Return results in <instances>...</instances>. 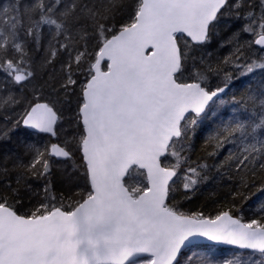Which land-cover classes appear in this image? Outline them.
Wrapping results in <instances>:
<instances>
[{
    "label": "snow or ice",
    "instance_id": "snow-or-ice-1",
    "mask_svg": "<svg viewBox=\"0 0 264 264\" xmlns=\"http://www.w3.org/2000/svg\"><path fill=\"white\" fill-rule=\"evenodd\" d=\"M125 8L127 22L117 28L115 13ZM225 19L235 30L221 47L231 50L213 63L198 50ZM254 48L264 53V0H7L0 6V74L26 94L0 97L7 128L0 143L25 131L30 159L16 158L20 180L46 178L53 163L68 167L67 187L49 197L55 186L46 180L47 202L28 211L18 203L19 186L0 191V264H193L194 256L203 257L199 264H264V203L245 222L232 214L241 211L235 205L208 214L184 210L173 187L181 173L186 196L197 185L191 177L200 166L188 155L196 125L217 117L210 105L234 72L264 70ZM61 105L71 120H63ZM73 121L75 129L62 135ZM249 127L260 129V138L234 157L229 137L243 126L209 134L218 141L209 158L227 151L238 174L250 166L242 187L253 183L257 166L264 171V114ZM97 229L81 251V231ZM203 239L238 251L217 260L197 251Z\"/></svg>",
    "mask_w": 264,
    "mask_h": 264
},
{
    "label": "trees",
    "instance_id": "trees-1",
    "mask_svg": "<svg viewBox=\"0 0 264 264\" xmlns=\"http://www.w3.org/2000/svg\"><path fill=\"white\" fill-rule=\"evenodd\" d=\"M7 0H0L2 6ZM132 0H123V3L130 4ZM128 9L117 11L115 13V26L119 28L123 23L127 22ZM231 19L222 21L214 30V35L211 44L205 48L199 49L198 54L204 55L206 59H210L215 63L218 59L228 55L231 50L229 47H221L222 43H226L231 32L235 30ZM247 35L243 39H249ZM256 55H261L257 48L253 49ZM39 57L40 53L35 54ZM59 67V66H57ZM229 73L234 70L231 67L225 69ZM43 70H41V74ZM234 80L231 82L227 92L221 96L215 103L211 104L210 110L218 113L216 118L211 114L204 117L203 123L196 125L197 135L192 139L191 146L188 152L191 160L189 164L197 167V172L191 178L197 180V185L194 190L189 192L187 196L182 190L181 197H174L176 201L182 202L181 207L184 210L199 211L203 210L205 214L214 213L216 209L221 206L235 205L240 212L232 213L234 216H242L244 221L250 218H257L256 212L261 203H264V194L261 189H264V171L259 167L256 168L255 180L247 187H242L239 183L240 176L248 170L245 167L239 171L234 164H231L232 157L239 155L244 147L254 143L260 138V129L256 133L252 132V128L259 123L260 117L264 114V70L256 69L253 73L247 76H241L240 72H234ZM44 79L50 81V77L45 76ZM216 79L211 80L213 87L218 83ZM28 93H31V87L28 88ZM9 92L15 93L18 97H23L26 93L24 89H14L10 83L4 81V77L0 74V97H6ZM39 94V93H38ZM45 100L48 99V90L43 92ZM55 99V97H52ZM29 99L31 96L29 95ZM76 105V98H72L71 108L74 110ZM63 109V120L69 121L72 119L73 112L68 110V106L61 105ZM16 112H22V109L17 107ZM227 117V119H223ZM223 121V122H221ZM225 125L230 128H237L238 125L243 126L232 133L229 137V144L232 145V157L227 151L219 155V159L209 158V154L218 152V141L215 138H209V134L215 137L217 130L223 129ZM10 127V126H9ZM0 129L5 128V122L0 120ZM75 129V122L71 124L65 122L61 129V134L65 132L71 133ZM227 136V133H225ZM225 136H221L223 141ZM247 136L248 139H244ZM28 137L25 131H17L6 142L0 143V191H4L9 185L12 188L19 186L23 199L18 201L22 205L23 211L30 210L34 204L39 200L45 199V192L43 188L46 186V180L51 183L47 186H55V190L48 193L49 197L57 196L62 188L67 187V173L65 169L68 167L63 162L53 163L50 175L46 178L41 176L40 179H34L31 175L25 176L20 180L18 170L15 167L17 156L24 158L23 162L28 163L30 157L25 155L24 144ZM40 140L39 137H35ZM48 137L43 138V142H47ZM259 145H257L258 147ZM75 166L77 161L72 162ZM185 167H187L185 165ZM185 176V182L188 179L187 173H181ZM19 181V185L17 182ZM174 185L173 187H177ZM182 188V186H181ZM177 189V188H175ZM26 193V194H25ZM191 198L188 199L187 197ZM45 202L47 200L45 199Z\"/></svg>",
    "mask_w": 264,
    "mask_h": 264
},
{
    "label": "rangeland",
    "instance_id": "rangeland-1",
    "mask_svg": "<svg viewBox=\"0 0 264 264\" xmlns=\"http://www.w3.org/2000/svg\"><path fill=\"white\" fill-rule=\"evenodd\" d=\"M261 55H264V53ZM132 182L138 184V183H140V178L137 177ZM184 182H185V176L180 175L179 177L176 178L175 186L176 185H178V186L175 187V188H177L175 197L182 198L181 195L184 194V193H182ZM181 186H182V188H181ZM204 245H205V248L199 249L197 251L207 253L210 257H214L215 259L220 260V261L230 258L234 252L238 251V249L222 247V246L216 245V244H214V245L204 244ZM201 259H203L202 256H194L193 257V264H199Z\"/></svg>",
    "mask_w": 264,
    "mask_h": 264
},
{
    "label": "water",
    "instance_id": "water-1",
    "mask_svg": "<svg viewBox=\"0 0 264 264\" xmlns=\"http://www.w3.org/2000/svg\"><path fill=\"white\" fill-rule=\"evenodd\" d=\"M257 49L260 50L259 48H257ZM228 89H229V88H228ZM228 89H227V90H228ZM227 90H226V92H227ZM226 92H225V93H226ZM225 93L221 94L217 99L221 98V96H223ZM100 231H101L100 229H97V231H96L95 233H91V234H88V233L84 232L83 230L81 231V235L84 236V237H86V239H85V243H84L83 245H81V251H83L84 249L88 248V246H89V240L87 239V237H88L89 235H91V237L94 238L96 235L99 234ZM200 243H202V244H203V243H204V244H210V245H214V244H216V245H220V246H222V247H228V248L237 249L236 246L227 245V244L222 243V242L208 241V240H206V239L201 240ZM89 255H91V253H89Z\"/></svg>",
    "mask_w": 264,
    "mask_h": 264
}]
</instances>
